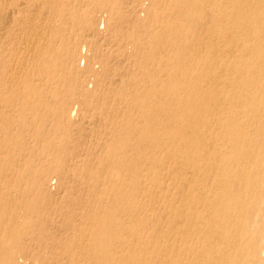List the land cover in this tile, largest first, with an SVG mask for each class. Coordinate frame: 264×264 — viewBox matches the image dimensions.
Listing matches in <instances>:
<instances>
[{"label": "rangeland", "instance_id": "1", "mask_svg": "<svg viewBox=\"0 0 264 264\" xmlns=\"http://www.w3.org/2000/svg\"><path fill=\"white\" fill-rule=\"evenodd\" d=\"M230 152L264 212V0H0V264H191Z\"/></svg>", "mask_w": 264, "mask_h": 264}, {"label": "bare ground", "instance_id": "2", "mask_svg": "<svg viewBox=\"0 0 264 264\" xmlns=\"http://www.w3.org/2000/svg\"><path fill=\"white\" fill-rule=\"evenodd\" d=\"M250 32L251 29H248V26H245V35L244 37L240 36L242 41L246 42V40L251 39ZM235 42L236 45H241L240 40H236ZM225 87H227V84H225ZM190 92L192 94L189 95L191 99L198 97L197 92ZM220 101V98L215 99L216 103H220ZM219 106L220 105H218L217 107ZM188 108L189 107H187V111ZM220 113L218 114L217 118H222V116L224 115V113ZM234 120V117H227L226 122L231 129H228L227 134L229 135V139L233 142L237 137L234 125L236 123L233 122ZM189 121L190 123L192 122L191 117L189 118ZM252 121L255 122V120ZM182 125L185 126L184 124ZM201 129L202 125L200 128L198 127L196 131L184 133L186 135L182 139L187 138L189 139V141L193 139V143L196 144L198 138L203 135ZM231 148L233 151L235 147ZM181 151H185L183 146L181 148ZM186 154L189 153L186 151ZM256 158L260 159V157ZM259 159L258 161L260 162ZM241 162L242 160L240 158H235L231 154V152L228 153L226 157H223L219 160V167H213L212 171L207 172L205 177V181L207 183L204 182V186L196 188V192L198 193V195H200V197L195 201V203L198 204L196 211H199L200 213L195 221L196 225L193 227V235L198 236L199 243H197V245H187L186 250L187 252L191 253V257H197V259L194 258L191 261V264L264 263V248L261 247L263 243L262 241L264 240V235H262L263 240L252 241L254 239L255 232L257 231L255 224L257 222V217H262L264 212L261 210L253 212V210H251V208L247 204H245L246 202L243 201V203L240 204L241 202H232L231 198H229L230 181L238 174V172L231 171L232 166H238ZM253 170L248 172L249 175L251 177L253 176L264 181V171L260 170L259 172L256 169L254 171ZM248 185H250V181L248 182ZM208 187L210 189H207ZM262 233L264 234V231H262ZM246 246H248V248L245 249L244 247ZM190 258H188L187 256V259Z\"/></svg>", "mask_w": 264, "mask_h": 264}]
</instances>
